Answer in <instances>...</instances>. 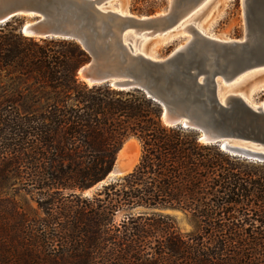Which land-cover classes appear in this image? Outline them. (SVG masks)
<instances>
[{"label":"trees","instance_id":"1","mask_svg":"<svg viewBox=\"0 0 264 264\" xmlns=\"http://www.w3.org/2000/svg\"><path fill=\"white\" fill-rule=\"evenodd\" d=\"M23 22L0 24V264H264V163L165 125L140 88L88 85L79 41L26 36ZM131 137L133 170L84 196ZM10 174L44 220L5 193Z\"/></svg>","mask_w":264,"mask_h":264},{"label":"water","instance_id":"2","mask_svg":"<svg viewBox=\"0 0 264 264\" xmlns=\"http://www.w3.org/2000/svg\"><path fill=\"white\" fill-rule=\"evenodd\" d=\"M102 1L0 0V24L23 17L21 32L26 36L79 41L90 55L78 70L87 84L140 88L162 105L165 125L193 129L203 143L264 163L263 107L254 108L237 94L220 97L222 81L231 83L243 73L264 70V0L242 1L240 39L222 40L192 28L188 43L157 59L133 53L124 42L126 31L162 24L173 30L201 0H179L172 7L167 3L152 15H122L100 7ZM128 166V160L120 162L117 156L96 186L125 175Z\"/></svg>","mask_w":264,"mask_h":264},{"label":"rangeland","instance_id":"3","mask_svg":"<svg viewBox=\"0 0 264 264\" xmlns=\"http://www.w3.org/2000/svg\"><path fill=\"white\" fill-rule=\"evenodd\" d=\"M171 0H114L109 2V7H120L127 12H131L136 15H152L162 11L167 3ZM22 26L25 23V18ZM201 25L206 30L208 35L219 39H240L244 34V17L242 11V0H210V2L200 10L191 20L181 26L179 29H169L170 32L165 36H150L142 39V43L138 44L136 49L153 55L155 57H165L172 53V51L185 43L186 39L190 37V34L185 33L184 27L186 25ZM21 26V27H22ZM21 30V29H20ZM38 39V38H36ZM79 75V74H78ZM80 78V76H79ZM264 70L255 72L248 77L241 79L234 86L224 87L225 91L244 92L247 94L249 90L253 89L251 93V101L256 103L264 102ZM81 79V78H80ZM263 79V80H262ZM82 80V79H81ZM84 81V80H82ZM85 82V81H84ZM89 85V84H88ZM135 137L129 138L125 144ZM137 140V139H136ZM138 141V140H137ZM136 148L128 149V156L133 158V168L139 161L141 155V145L138 141ZM117 179V178H116ZM115 179V180H116ZM23 179L12 177L10 174L6 182L7 184L14 185L5 191L10 197H15L24 209L28 210L31 216L37 220H44L45 214L42 209L39 208L36 195L34 192H28L25 189H20V186L24 182ZM113 180V181H115ZM112 182V181H111ZM110 183V182H109ZM97 185V184H96ZM93 186L87 192H83L84 196H93L103 185ZM161 212L170 216L176 222L178 229L182 232H189L192 230V221L182 212L176 209L165 208L161 209ZM123 215L118 214L116 222L119 223L122 220ZM160 233H158L159 235ZM158 238L149 239L146 242V247L158 249ZM153 251V250H151Z\"/></svg>","mask_w":264,"mask_h":264},{"label":"bare ground","instance_id":"4","mask_svg":"<svg viewBox=\"0 0 264 264\" xmlns=\"http://www.w3.org/2000/svg\"><path fill=\"white\" fill-rule=\"evenodd\" d=\"M111 1L113 2L114 0H103L100 3V7H102L103 9L110 8L113 11H116V12L122 14V15H129L130 14V12H127L125 9H122L120 7H113V8L109 7L108 3L109 2L111 3ZM178 2H179V0H171L169 5H171V7H172L173 6L172 4H175V3H178ZM209 2H210V0H201L199 4H197L195 7L190 9L183 17H181L179 19L178 23L175 24V28L174 29L177 30V29L181 28V26H184L185 23H187L197 13H199L200 10L202 8H204ZM192 28L196 29L198 32H201L204 35L211 36V35H208L206 33V30L204 28H202L201 25H193V24L192 25H186L184 27V31H185V33L190 34V37L188 39H186L185 43L181 44L180 46L176 47L175 49H177V48L179 49L180 47H182L183 45H185L186 43H188V41H190L192 39ZM169 32H170L169 25L164 26V24L158 25V26H151V27L145 28V29H143L142 31H139V32H136L134 30L126 31V33L124 35V42L126 43V45L128 47H130L129 44L132 46L130 48L132 49L133 53H135V54L141 53V54H143V55H145V56H147V57H149L151 59H157V58H160V57H155L153 55L145 53V52L141 51L140 49H136V47H137L138 44L142 43L143 42L142 39H144L146 37H150V36H154V37L155 36H165ZM258 71H262V70H257V71H251V72L243 73L239 77L234 78V80L231 83H229V82L227 83L225 81H222L220 83V97H222V99L225 100L228 95L237 94V95H240L242 98H244V100L246 102H248L252 107L257 108L258 106H261L264 109V102L256 103V102H252L251 101V96L250 95L253 92L254 88L249 90V92L247 94H245L244 92H239V91L233 92V91H225L224 90V87L234 86L235 84L238 83L236 81H241V79H244V78L248 77L249 75H251V74H253L255 72H258ZM137 143H138V141L136 139H131L126 144H124V147L122 148V150L118 154V161H120V162H124L125 160L129 161V166L126 168L125 174L130 172L132 167H133V159H130V158H133V157L132 156H128V153H127L128 149L129 148H131V149L132 148H136V145H138ZM251 147L254 148V145H251Z\"/></svg>","mask_w":264,"mask_h":264}]
</instances>
